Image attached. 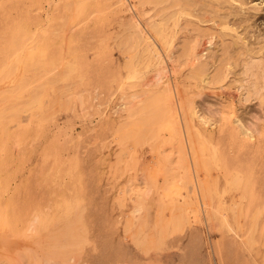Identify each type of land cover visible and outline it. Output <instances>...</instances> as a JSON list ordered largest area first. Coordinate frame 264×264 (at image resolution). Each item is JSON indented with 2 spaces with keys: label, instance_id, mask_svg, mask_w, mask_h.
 Instances as JSON below:
<instances>
[{
  "label": "rangeland",
  "instance_id": "374dc122",
  "mask_svg": "<svg viewBox=\"0 0 264 264\" xmlns=\"http://www.w3.org/2000/svg\"><path fill=\"white\" fill-rule=\"evenodd\" d=\"M40 1H42V2H40ZM59 1L60 0H55V1H51V3H47V1H45V0H39V1L38 0H0V14H1L0 15V20H1V22H0V38H3V39H0V63H1V61H4V62H2L3 65H2V63L0 64V68H1L0 74H3L2 72L4 71V69H6V67H9L6 65H10L12 63L11 61H13V64L15 65L14 68L12 69V72L8 73L7 75H5V74H3V76L0 75L1 76L0 77V96L3 95L0 98V106L2 105V107H4L5 109L8 108V109H6L7 113L5 112L6 113L5 117H6V119H7V117L9 118L6 121H4V123L0 126V142L2 141L1 145H0V148L2 147L0 149V165L2 166V168L0 166V207L2 206L0 208V210L2 213L0 214V216L2 219H3V217H4V219L5 218L7 219V225H6V219H5V223H4V221L0 218L1 219L0 224H3V227H2V225H0V228H3L4 230L9 229L8 230L9 232L7 230L4 231L3 229H0L1 230L0 231V261H1L0 264H14V263L18 264L19 262L21 264H24V262H26L27 264H29V263L30 264H34V263L39 264L40 261H42L40 264H42V263L45 264L44 261L47 257L45 255L50 254V256L53 257L54 255L52 254V252L54 254H57L54 256L56 258L55 259L53 258L54 261L57 260V261H55L56 264L59 262H62V261L65 264H122V263L123 264H235L236 262L238 264H242V263L243 264H263L264 263V216L259 215V213L261 214V212H262V214L264 215V210L261 211L262 210L261 207L264 209V204H263L264 193H263V197H262V193H259V192L260 191L264 192L263 191L264 189L261 188L262 187V185H261V187H259L261 189L260 190L258 188V186H260L258 183L263 181L261 183L264 185V177L257 179L254 177V175H252L249 182H248V185L246 187V190H245L246 192L244 194L245 196L243 195V197H241V196L237 195L234 197V199H232L231 198L232 197L231 192L233 189L230 188L231 186H229L230 180L232 179L231 177H233V179H236L234 177H236L237 174H239L238 176H240V173H241L240 177H242V174L244 173L242 166H244L245 164H244V161L242 163H239L242 166L235 164L236 165L235 168H237V169H235V168L233 169V166H235L234 165L235 162L232 163L231 159H229V158L227 159L225 157V156H227V154H228L227 157H229V153H228L229 150L231 151V152L229 151L230 152V158L232 156V150H231L230 146L225 145L223 142L227 138H224L223 141H221L222 139L220 140L218 138L219 136H217V134H214L212 136V140L214 141L217 137V140L221 141L220 144L216 140H215V144H214V142L211 140L212 144H213L212 145L211 143L206 141L207 137H205V139L203 138L204 140L203 139L202 140L206 141V142H202V141H200L201 139H197L198 140L197 141L198 147L196 148L197 151H199L203 145H205V146H203V149H204V147L206 148V151H205V149L203 150V152H205L204 154H201L200 151H199V154H200V156L203 155L202 156L203 158L200 159L201 161L203 160L202 165H204V169L202 170V172L204 171L203 172L204 174H206L208 172L207 170H209V172H211L209 177H208L209 173L206 174L207 175L206 179L209 183L208 185H209V188L211 190L210 191L211 192L210 197L212 196L211 197L212 203H214L213 204L214 208L210 209L207 212L208 214H210V218L213 215L211 220H210V218L208 219L209 215L207 213H204L200 209H199L200 211L196 210L195 209L196 207L193 205L194 203L192 201L191 202L193 204L189 203L190 200H192V199H189V198L187 199V197H178L177 195H173V196H171L172 199L173 198L176 199V196H177V199H176V201L174 199V202H173L174 204H173V203H171L172 199L169 197L166 199L163 197H157L155 195V194H157V190L155 191V189H154L155 187H157V185L155 184V186H153V182H151L152 185L150 184L149 185L150 188H149V186H147V185L150 182H147V185L144 184V182L142 181V179L144 178L143 175L146 174L147 170H150V169H147V167L151 165L150 163L152 162V159H155L154 156L157 154L159 155L160 152H161V154L159 156H165V154L168 157L171 156L172 164L174 163V160H176V158L179 155V151L176 148L177 144H179V142L177 143L179 138L176 136V134L174 136V133L170 134L169 132H167L168 130L167 131L162 130V132L165 135V137L166 136L169 137V136L173 135L174 136V138H172L173 142H172V140H170L171 137L167 138V141H165L166 138L164 139V137H163L164 140H162L161 137L159 138L160 132L157 131V127H156L157 125H156V123H154V122H156L154 119H156L157 116L155 118H153V116H149V114L152 112V110H150V108H146L147 110L144 109L148 113L147 112L145 113L146 117L142 118V120L138 117L139 121L137 119V116L132 115V116H129L130 117L129 118L126 116V113H124V111H122L123 107H121V106L124 103L126 105H128L127 103L131 102V100H132L129 97L130 92H132V93L136 92L137 93V92H141L140 90L146 88L145 86L144 87L141 86L140 85L141 83L136 82L139 79V77L140 78L142 77V80L144 78H145L144 80H146L148 78L150 80V79H152V75L154 74V72L156 70L154 65H150L151 68H148V66H146V64H144L146 62V59H144L145 54H144V52L141 51V49L143 47V43L138 42L139 39H136L139 36L138 32H136V35L138 34L137 37H134L135 34H132V33H134V26H133L134 21L131 19V17L133 16L134 18H136V16H134V14H132V16H131V13H129V11L126 12L125 10H122L123 12L122 11L120 12V10H118L117 14L112 13V11L109 9L110 7L107 6L108 0H106V1L98 0V3L100 2L99 3V9H100L99 12L101 14L99 12H97L99 15V18H98V15L96 12L95 13L97 16L95 15V13H91V14L96 16V18L99 20H96L97 22H95V24H93L92 22L88 23V21H86L87 23L85 24V22H82L84 20L80 21V24H82V25L85 24L84 27H82V30L86 27L87 24H89V25H87V30H86L87 32H85V29L83 30V32H81L82 31L81 30L82 25L79 24L80 26H78V22H76V19H73L76 16L75 15L72 16V14H74V8L75 7H74L73 2L75 0H66V1L61 0V2H59ZM89 2H92L93 6H94L96 0H92ZM42 3H43V5H42ZM104 3H105V5H104ZM247 3L248 4L243 6L244 10H242L241 12L245 15H248V14L253 15L252 20L256 23V25L259 24L257 29L254 26V28H252V29L250 27H247L244 30V34L247 36V38H249L250 41H253L254 35L258 33V30L264 29V0H254L252 2H250V0H247ZM46 4L48 5V7ZM58 4H61V5H58ZM127 4H129L128 5L129 7L132 5H136L137 0H127ZM234 4H236V3H234ZM93 6H92V8H93ZM254 6L258 9L253 10ZM56 7L59 8L58 13H57L58 10H56L57 9ZM247 7H248V9H247ZM86 9H87V7L85 8V11H86ZM108 10H110V11H108ZM107 11L111 12V13H108ZM106 13H108V15ZM91 14L89 15V18L93 19V17H90V16H93ZM122 14H124L125 16H123ZM148 14L149 13L144 15V17H145L144 21H147L146 19L148 18ZM6 15L8 17V20H7ZM65 15L66 16L71 15L68 17H70V18L73 17L71 20H74V21H72V23H71L70 19L66 20L67 17ZM104 15H105V17H104ZM37 18H39V19H37ZM22 19H23V22H22ZM61 19H62V22H61ZM129 19H131V20H130V22L127 23V20L129 21ZM50 20H53V21H50ZM98 21H99V24H98ZM124 21H126V23L128 25ZM132 21H133V24L131 25ZM104 22H105V24H104ZM45 23L47 25H45ZM49 23H51V25ZM54 23H56V24H54ZM60 23H61V25H59ZM23 24H24V26H23ZM63 24H64V26H63ZM91 24L94 26L97 25V27L96 26L95 27H96V29L97 28L98 29L95 30L94 26L89 27ZM103 24L105 26H103ZM44 25L46 28H44ZM48 25L50 26V28L48 27ZM57 25H59L58 26L59 29L57 28ZM120 25H122V26H120ZM130 25H131V27H130ZM3 26H5V27L3 28ZM60 26H61V30H60ZM188 26H186V34H188L190 31H191V33H189V34H194L195 31L192 30V28H194L193 25H188ZM71 27H74V28H71ZM75 27H77V28L80 27V30L79 29L78 30L83 34L80 33V35H79V31H78V33L76 32L75 34H72L77 30V28L75 29ZM88 27L90 28L91 31H88V29H89ZM55 28L57 31H55ZM106 28H107V30H106ZM123 28L128 29V30L123 31ZM47 29L49 32H53V34L48 32L51 37L49 35H46V34H48L46 32ZM72 29H74L75 31ZM99 29H101V30H99ZM129 29H131V30H129ZM240 29H241V27H240ZM253 29L254 30L256 29V30L254 31ZM44 30L46 33V34L44 33L45 35L43 33H41V31L44 32ZM69 30H71V32H70L71 34L69 33ZM54 31H55V33H54ZM65 31H66V33H65ZM130 31H132V33ZM187 31H189V32H187ZM18 32H21L22 34L20 33L18 35L17 34ZM128 32H130V34ZM241 32H243L242 29H241ZM40 33L45 37L47 36L48 37V38L46 37L47 40L45 38L43 40V36H40L41 35ZM123 33H125V34L127 33V34L125 35ZM21 35L26 36L27 40L25 41V39H26L25 38L24 39L25 42L22 40ZM29 35H30V37H29ZM54 35H55V37L53 38L52 36H54ZM74 35H75V37H74V41H73V38L71 39V37H73ZM124 35H125V37H127V35L129 37L125 38V37H123ZM132 35H134V36H132ZM185 35L182 36V34L180 33L179 35L176 36L177 40L175 39L174 45L177 42L176 45L177 46L179 45V46L177 49H175L177 47L175 45L176 47H174V53H173V54H175V56L172 54L173 58L177 57L180 59V57L176 54H178V52L181 51V47L183 45V42L187 41V40H185V38H188V37H185ZM12 36L13 37L15 36L14 38H17L16 41L20 40V41H18L19 43H17L14 40V38H13V41H11ZM18 36H21V37H19L20 39L18 38ZM77 36L78 37L80 36V37L78 38ZM5 38H7L6 39L7 41L5 40ZM118 38H120V39L117 40ZM129 39H130V41H129ZM133 39L136 41L135 45L137 46L136 48L138 50L135 49V47L133 45L135 42V41H133ZM178 39H180V40H178ZM41 40H43V41H41ZM76 40L79 44L76 42ZM118 41H121V42H118ZM22 42L24 43V45L22 44L23 46L21 45ZM71 42H73V44ZM124 42H125V44H124ZM216 42H217L216 45H214V47L212 48V52H215L217 50L219 44L221 43V40H219V38H216ZM15 43H17V44H15ZM75 43H77V45L79 47ZM131 43H132V45H131ZM14 45H18L19 47L17 46L18 47L17 48ZM70 45L73 47L69 48ZM48 46H50L49 49H48ZM76 46L78 47V51L72 50ZM124 46L125 47L129 46V47H127L128 49H130V47L131 48L134 47L133 48L134 51L131 49L133 52L131 50H130V52L129 51L127 52L128 49H125ZM14 48H16L17 50ZM21 48H22V50L18 51ZM10 49H13V51ZM75 49H77V48H75ZM61 50H62V52H61ZM123 50L126 51L127 54L130 53L129 55H131V53H132L133 54L132 56L135 58H133L132 56H130L131 58H129V56H127L128 58L124 57V56H126V53ZM135 50L138 52L135 53ZM139 50H140V52H139ZM14 51L15 52L18 51V52L15 53ZM39 51H41V52L39 53ZM72 51L75 52L76 55H74L75 53H73ZM77 52H79V53H77ZM123 52L125 53V55H123L124 54ZM8 53H10V54L12 53V54L9 56V55H7ZM14 53H15V55H14ZM206 53H207L206 50L203 51V57L205 56ZM13 55H14V58H13ZM46 55H47V57H46ZM16 57H17V60H16ZM30 57H31V59H29ZM42 57H44V58H42ZM139 57L140 58L142 57L141 60H139V62L135 63L134 65H136L137 69H139V68L140 69L138 70L137 74L135 76H133L131 73V70L130 71L126 70L127 68L123 64L125 61L128 62L129 61L128 59L136 61V59ZM161 57L163 58L164 55H161ZM60 58H61V60H60ZM64 58L66 59V61ZM5 59L8 62V64L6 63ZM71 59L73 62L71 61ZM74 59L75 60L77 59V61L75 62ZM109 60H111V61L109 62ZM142 60H143V63H142ZM165 60H166V58H164V61ZM180 60H182V58ZM70 61L72 64L70 63ZM118 61H120L119 62L120 65H118L120 68H117V69H119L121 71L124 68V70H122L123 72L116 70V67H118V66H116L118 64ZM165 62H167V61H165ZM62 63H65V66ZM67 63L69 64L68 65L69 67L67 66ZM78 63L80 65H78ZM4 64H5V66H4ZM24 64H27V65H24ZM29 64H31V66H29ZM45 64H46V66H45ZM50 64H51V66H50ZM167 64H168V62H167ZM34 65H36L38 67V69L36 68V66L34 67ZM139 65H141L142 67ZM58 66H61L62 69L65 68L66 66H67V68L61 70V67L58 68ZM152 66L154 67V69ZM23 67H24V69H23ZM31 67H34V70L35 69L38 70L39 71V72L37 71L38 74L41 73L40 71L43 70L42 71L43 73H41V76H40V74L38 75L36 72H33L34 70ZM48 68H49V70H48ZM72 68H75V70ZM145 68L146 69L148 68L149 70L148 69L146 70ZM144 69H145V71H144ZM64 70L67 72V74H71V72L74 70L73 72L75 73V71H76V76H74L75 75L74 73H72V75L74 77L72 75H71V77H70V75L65 76L67 74ZM68 70H70V73H68ZM31 71H32V73H30ZM54 71H56V74H58L57 75L58 77H56V75H55L56 78L54 77V79H53V75H51V74H55ZM52 72H54V73H52ZM128 72H129V75H128ZM33 73H36L37 77L35 74L33 75ZM63 73H65V74H63ZM118 73H121V74L118 75ZM146 73H148V74L145 75ZM42 74H43V76H42ZM138 74H139V76H138ZM26 75L28 76V78ZM78 75H80V76H78ZM126 75H128V76L126 77ZM46 76H47L48 80L44 79V78H46ZM50 77L53 80L49 79ZM68 77L73 78L74 80L70 81V79L68 80ZM124 77H125V79H124ZM21 78H22V80H25V78H27L28 80L26 79V82L21 81ZM30 78L33 79V81H31ZM39 78H40V81H39ZM59 78H60V80H59ZM126 78H128V79L126 80ZM112 79L115 81L113 82ZM36 80H38V81H36ZM55 80H57V81L59 80V82H57ZM64 80H66V81H64ZM54 81H55V83H54ZM124 81H125V83H124ZM19 82L21 84H22V82H24L30 86H28V85L26 86V84H22V87L20 88L21 85L16 86V85L20 84ZM30 82H32L33 84H31ZM46 82H47V84H46ZM121 82L124 83L123 88L121 87L123 85V84H120ZM39 83H40V85L41 84H43V85L40 86ZM23 85H24V87H23ZM36 86L41 88L40 89L41 91ZM126 86H129V87L124 88ZM138 86H139V88H137ZM15 87L18 89V91H16L17 89H15ZM11 88L12 89L14 88V89L11 90ZM23 88H24V90H23L24 92L21 91ZM149 88H151L152 91H156L157 90L156 88H158V87L156 86V88H155V86H150ZM51 89H53V92L49 91ZM187 89L189 92L188 98L191 99L192 105L197 112V116H195V118H194L195 121L197 122L198 119L201 121L205 120L207 125L213 127L217 123L216 118L219 115V108L221 105L219 100L217 98L213 97L212 95L207 94L206 92L208 90L204 91L205 89L202 90L201 87L199 89L192 88V87L187 88ZM190 89L191 90L193 89V90L189 91ZM36 90H39V91H36ZM118 90H120L121 92H119ZM197 90H199V91H197ZM6 91H7V93H6ZM13 91H15V92H13ZM30 91H32V92L30 93ZM34 91L36 92L37 95H35ZM200 91H202V92H200ZM22 92H23V94H20V95L18 94V93H22ZM193 92L196 93L195 94L196 96L194 95ZM198 92H200V93H198ZM16 93L19 95L18 97H21L20 102L18 101L19 103H21V101H22V102H24V105H26L25 102H28V105H27L28 108L26 106V109L23 108V109H25L23 111H22V109H20V112H19V110L12 109L15 106L10 107L9 102H8V101H10V103L11 102L13 103V101H14L13 105H17V104L19 105V103L15 99ZM26 93H28L30 96L28 94L26 95ZM52 93H54V94H52ZM197 93H198V95H197ZM9 94H11V95H9ZM120 94H121V96H120ZM190 94H191V96H190ZM6 95H9L8 101L5 100V99H7ZM34 95L38 96V97L35 98ZM78 95L80 96V98L78 97ZM11 96L15 97L14 98L15 100L13 99V97L11 98V100H9V97H11ZM31 96H33L32 97L33 99L31 98ZM22 97H24L25 99ZM120 97H122L123 99ZM126 97H129V99ZM192 97H194V98H192ZM30 98L33 100L34 103L38 102L37 103L38 105L37 104L35 105L32 102V100H30V101L34 105L33 104L29 105V103H31L28 101ZM34 98L35 99L38 98L39 100H35ZM77 98H79L80 102H78ZM109 98H110V100H109ZM1 99L2 100L4 99L5 101L4 100L2 101ZM19 99L20 98H18V100ZM60 99H61V101H60ZM121 100L123 102L124 101L125 102L123 103ZM136 100H137V103H135L136 104L135 107L138 106L137 104H139V102L141 104V101H138V99H136ZM119 101L121 103H119ZM3 102H5V103L3 104ZM134 102H136V101L133 100V102H132L133 106L135 105ZM236 105H237V107L235 106L236 113H237V116L239 119L237 121V123H241L242 126H244L248 131H251L252 129L254 131L255 127L261 125L264 118H262L260 116V109L256 103L253 105L252 104L244 105L245 107H243L241 105L239 106V104H236ZM36 106H38V107L36 108ZM118 106H120V107H118ZM2 107H0V108L2 109ZM113 108H115L116 110ZM117 109H119L121 112L118 111ZM9 113L14 116L13 117L14 119L12 118V116L10 118ZM121 113H123V114H121ZM7 114H9V115L7 116ZM124 114H125V118L122 117V116H124ZM155 115L159 116V113H157V109H156ZM131 117L132 118L134 117L133 121H132ZM260 117L262 118V120ZM148 118H150V119H148ZM144 119H147V121ZM159 119H161V118L159 117L157 120H159ZM122 120H123V122H122ZM124 120H126V121L124 122ZM134 121L137 123L134 124ZM142 121H143V123H144V121L147 122V123L145 122L146 124H143V126H145V127H141L142 124L138 125L139 122L141 123ZM161 121H162V119H161ZM161 121H157V122L160 123V125H162L163 123H165L166 120L163 123H161ZM89 122H90V124H89ZM5 124H7V125H5ZM132 124H134L133 128L130 127V125L132 126ZM136 124L138 126H136ZM139 126L142 128V130H140ZM135 127H137V128H135ZM150 127L151 128L153 127V129L149 130V129H151ZM4 128H5V132L7 134L3 131ZM23 128H24V130H23L24 132H22V130H21ZM130 128H131V130H129ZM122 129L123 130L126 129V130L123 132ZM154 129H155V131H154ZM139 130H140L141 134H140ZM148 131H149V133H148ZM18 132H20L22 135ZM150 132L152 134H150ZM129 133H131V134H129ZM156 134L158 135V137L156 136ZM19 135L21 137H19ZM133 136H134V138H133ZM150 136L151 137L153 136V137L151 138ZM5 138H6V140H5ZM137 138H138V140H136ZM3 140H5L6 142H3ZM158 140H160V141H158ZM163 141H165V143H166V144L164 143L165 145L163 144ZM153 142H154V144H153ZM222 143L224 144V147H223ZM173 145H174V147H173ZM213 146H215V148ZM151 147H153V148H151ZM216 147H218L217 148L218 150H221V149L222 150L216 151L217 150ZM157 149L159 152L156 154ZM212 149L214 150V152ZM118 150L120 151V153H118L119 152ZM222 151L223 152L227 151L225 153L226 155L224 154L225 156L223 154L219 153ZM151 152H152V154H151ZM175 153L177 154V156ZM209 153H213V154L209 155ZM10 154H11V156H10ZM120 154H121V158H120ZM215 154H216V156H215ZM217 155H218V157H217ZM221 155H223V157ZM116 156H118V159L120 158L119 161L117 158H115ZM122 156H123V158H122ZM212 156L214 158H212ZM129 157H130V159H128ZM220 157H222V159L224 160V163H227V165L224 166V169H223V167H221L224 165V163H221L222 160L220 159V161L218 162ZM10 158H13V160ZM136 158H138V159H136ZM224 158L226 160H230V161L225 162ZM112 160H113V162H112ZM208 160L210 161V163L208 162ZM6 161H7V163H5ZM109 161H110V164H109ZM228 162H229V164H228ZM8 163H9V165H8ZM146 163L148 165H146ZM254 163H255V161H253V164ZM262 163L264 164V162H262ZM5 164L7 166H5ZM175 164H176V161H175ZM214 164L217 167L220 165L219 166V167H221L220 170H218L219 168L217 169L216 166L213 167L212 165H214ZM263 164H261V167L262 166L263 167L262 168L260 167V168H261V171L264 173V165ZM108 165H110L111 168H109L110 166H108ZM145 165H146V167H145ZM230 166H232V167H230ZM154 167L155 166H153L151 168L156 169ZM238 167H239V169H238ZM227 169H230V170L227 171ZM222 170H225V174H224L225 176L222 174V172H223ZM238 170H239V172H238ZM254 170H256V169H254ZM227 172H229V173L231 172V174L227 175L226 174ZM236 172H238V173L236 174ZM120 173H121V175H120ZM234 173L236 174V176L234 175ZM221 174L225 177L227 182L225 181V179L223 178V176ZM214 176H216V177H214ZM213 177H214V180H213ZM134 178H136V179H134ZM221 178H223V179H221ZM254 178H255V180H254ZM135 180H136V182H135ZM257 180L258 181L260 180V181L258 182ZM214 181H217V182H215L216 184L214 183ZM228 181H229V183H228ZM225 183H227V184H225ZM256 184H258V185H256ZM254 185H256V186H254ZM122 186H123V188H122ZM222 186L224 188L225 187H227V188H225V190H223L224 188ZM217 187H218V189H217ZM252 187H253V189H252ZM215 188H216V190H215ZM257 188L259 189L258 191H257ZM123 189H125V191L128 194ZM129 189L132 190L133 193L131 191L128 192ZM147 189H149L148 193L146 192ZM156 189H158V187ZM119 190H121V191H119ZM218 190H219V192H218ZM134 191H136V192L138 191L139 193L135 192L136 193L135 194ZM224 192H227V193L223 194ZM212 193L213 194L216 193L214 195L215 198L212 195ZM252 193L257 194L256 195L257 198L262 197L263 199L262 198L260 200L257 199L256 197L251 195ZM120 194L124 198L122 196H120ZM145 194H147V195H145ZM129 195H130V199H129ZM248 196H249V198H248ZM252 196H253V198L251 200ZM216 197L218 199H216ZM182 198H185V201L182 200ZM242 198H243V201L241 200ZM122 200H123V202H122ZM168 200H170V201H168ZM217 200L218 201L220 200V202L218 203ZM253 200H255L257 202L259 200V202H260V203L258 202L260 204V205L258 204L259 207L257 205V202L255 203V201H253ZM133 201H136V202H133ZM230 201H231V203H230ZM121 202H122L123 206L121 205ZM159 202H161L162 204ZM185 202H186V204L189 203V204H192L193 206L192 205L188 206V204L185 206ZM135 203H137V206ZM221 203L224 204L223 206L225 208L224 207L220 208V206L222 207V205H220ZM239 203H240V205H239ZM248 203L253 205V207L250 206ZM183 204H184V206H182ZM229 204L231 206L233 204L234 207L233 206L231 207ZM244 204H245V206H244ZM254 204H256V205H254ZM262 204H263V206H262ZM167 205H169L170 207H168ZM162 206L163 207L167 206L169 208V210H171V211L169 212L167 207H166L167 208L166 209V208H163ZM187 206L190 208H188ZM248 206H250L249 208H251V211L247 209ZM132 207L134 209H136L135 207H138V209H136L135 211H132V210H130V209H133ZM139 207H141L140 210H139ZM217 207H219V208L216 209ZM235 207H237L238 210L241 209L240 210L241 212L238 213L237 215H235V214H236V212H239V211ZM256 207H257V209H256ZM191 208H192L193 212H192V210H190ZM164 209H166V210H164ZM194 209H195V211H194ZM219 209L221 210L220 212H219ZM223 209H225V210H223ZM229 210H231L230 211L231 213L228 214ZM253 210L254 211L256 210L255 211L256 213H258L257 211H259V213H258L259 216L255 214L256 217L258 216L257 217L258 219L256 217H255L256 219L254 218L257 222L251 220L252 217L248 218L249 216H252L251 214L253 213ZM3 211H4V214H3ZM5 211H7L6 214H5ZM127 211L129 214L128 216H127ZM130 211H131V213H130ZM190 211H191V215L188 214V213H190ZM216 211L219 213L217 214ZM248 211H249V214L247 213ZM52 212H53V214L55 213L53 216H51ZM194 212H195V214L192 215V213H194ZM212 212L214 214H212ZM63 213H65V215ZM215 213L218 216H216ZM223 213H225V214H223ZM34 214L39 216V223L37 222L38 224L37 223L35 224V228H37V227L38 228L36 229V231L34 228H33L34 230L32 229V231L31 230L29 231V229L27 230L26 227L28 225L29 220L31 219V217H33ZM47 214H48V216H47ZM160 214H161V216H158ZM172 214H173V216L171 218ZM185 214H186V216H185ZM2 215H4V216H2ZM5 215H6V217H5ZM137 215H138V217L136 218ZM196 215H198V220H197ZM224 215H226V216H224ZM241 215L243 216V220H242ZM56 216H58V217H56ZM124 216H127V217L131 216V218L133 216V218L134 217L135 218L134 219L132 218L133 219L132 220L129 217L130 220H132V223L128 224L129 220L127 221V219H126L127 217H124ZM142 216H144V217H142ZM202 216L204 217L203 219L201 218ZM253 216H254V214H253ZM14 217H16V219ZM50 217H52V218H50ZM140 217H142V219H140ZM156 217H158V218L156 219ZM168 217H169V219H168ZM230 217H231V219H230ZM245 217L248 220H246ZM259 217H261L262 219ZM42 218L44 219L43 221H42ZM219 218L222 222L218 221ZM232 218H233V220H232ZM239 218H241V219H239ZM161 219L163 221L164 220L165 221L159 222V221H161ZM212 219H214V220L212 221ZM229 219L231 220L230 221L231 223L229 222ZM124 220H126L127 222ZM202 220H205V224L202 223ZM206 220H208L209 222L207 223ZM216 220L218 223L216 222ZM223 220L226 223H223L224 222ZM227 220H228V223H227ZM235 220H237L238 222H236ZM258 220L261 221V222L259 221L261 224L258 222ZM51 221H53V222H51ZM210 221H212V222H210ZM249 221H250V223H249ZM158 223H161V224L158 225ZM236 223H238L237 224L238 226H236ZM251 223H254V225L256 223V225H255L256 228H255V226L252 227L253 224H251ZM257 223H258V227H257ZM8 224H10V226ZM46 224L48 226H46ZM70 224L71 225L73 224V226L70 227ZM233 224H234V226H233ZM5 225L7 227H4ZM154 225H155V227H154ZM215 225H216V228L214 227ZM239 225H241V227ZM261 225H262V227H261ZM44 226L46 228H44ZM157 226H159V229L157 228ZM206 226H208V227H206ZM248 226H249V228H248ZM218 227H220V228H218ZM229 227H232V228L230 229ZM213 228H215V229H213ZM236 228H237V230H235ZM10 229H11V231H10ZM42 229H44V231ZM163 229H165V231ZM228 229H230L231 231H229ZM232 229H234V230L232 231ZM241 229H242V231H240ZM249 229L250 230L256 229V230H253L252 234H251L250 231H247ZM22 230H23L24 234L21 235ZM157 230H158V232H157ZM243 230H244V232H243ZM15 231H17V233ZM222 231H228V232H222ZM254 231L255 232L257 231L258 234H256V233L254 234ZM124 232H126V233H124ZM132 232H134L133 235H131ZM248 232H249V234L247 235ZM1 233H3V234H1ZM15 233L18 236L17 235L14 236L13 234H15ZM33 233L35 235H33ZM127 233H128V236H127ZM232 233H234V234L232 235ZM31 234L33 236H31ZM221 234H223V235H221ZM236 234H237L238 238L240 237L239 239L235 236ZM12 235H13V238H12ZM51 235H52V237H51ZM224 235H226V236H224ZM229 235L231 237H229ZM253 235H257V236H255V238L259 242L258 241L255 242ZM1 236H3V237L1 238ZM242 236L243 237L245 236V238H248V239H245V238L242 239L243 238ZM250 236H251V243L254 242L255 243L254 245H253V243L252 244L249 243L250 242V238H249ZM38 237H40V238H38ZM51 238L53 240H51ZM54 238H55V241H54ZM129 238L130 239L132 238V239L129 240ZM72 239H73V241H72ZM236 239H238V240H236ZM253 239H254V241H252ZM69 240H70V242H69ZM82 240H84V242H81ZM148 240H150V241H148ZM242 240H243V242H242ZM245 240H246V242H245ZM34 241H36V243ZM78 241H80V242L78 243ZM233 241H234V243H232ZM4 243H5V246H4ZM8 244H9V246H8ZM66 244H68L66 246L67 249L64 248L65 247L64 245H66ZM23 245L26 247L23 248L24 247ZM72 245H73V247H71ZM255 245H256V248H255ZM68 246H70V247H68ZM246 246H247L248 250L246 249ZM249 246H251L252 249L254 247L255 248L254 251H252ZM53 247H55V248H53ZM76 247H78V248L76 249ZM32 248H33V250H32ZM243 248H245V249H243ZM2 249H3V251H2ZM13 249H15V250H13ZM4 250L6 252H4ZM18 251H19V254H16V252H18ZM21 251H22L21 254H23L24 258L19 257ZM8 252H10V253H8ZM256 252H257V254H256ZM67 253L71 254V255H68ZM254 253H255V255H254ZM66 254H67V257L69 256L68 258L66 257ZM220 254H222V255H220ZM39 256L41 257L40 259H39ZM58 256H59L61 261L59 260ZM241 256L243 259L241 258ZM14 258H16V260L19 262H17V263L13 262L12 260H15ZM42 258H43V260H42ZM215 259H216V261H215ZM257 259L259 261H257ZM53 260L51 259L50 261H53ZM243 260L245 261V263ZM126 261H128L129 263H127ZM9 262H11V263H9ZM218 262H220V263H218Z\"/></svg>",
  "mask_w": 264,
  "mask_h": 264
},
{
  "label": "bare ground",
  "instance_id": "6f19581e",
  "mask_svg": "<svg viewBox=\"0 0 264 264\" xmlns=\"http://www.w3.org/2000/svg\"><path fill=\"white\" fill-rule=\"evenodd\" d=\"M39 1V0H38ZM45 1H47V3H51V1H55V0H45ZM66 1V0H65ZM89 1H92V0H75L74 2H73V4H74V14H72V16L73 15H75L74 17L75 18H73V19H76V22H78V26H80V25H82V24H80V21H82V20H84V21H82V22H85V24L87 23L86 21H88V23L89 22H92L93 24H95V22H97L96 20H99V19H97L96 18V16L98 15V13L97 12H99L100 11V9H99V3H98V0H96V2H95V5L93 6V3L92 2H89ZM104 1H106V0H104ZM252 1H254V0H250V2H252ZM40 2H42V1H40ZM57 2V1H56ZM59 2H61V0L59 1ZM108 2V4H107V6L108 7H110L109 9L112 11V13H116L117 14V11L118 10H120V12L122 11V10H125L126 12H128L129 11V13H131V16H132V14H134V16H136V18H134L133 16L131 17V19L134 21V33H132V31H130L132 34H135V36L134 35H132V36H134V37H137V35L139 34V36H138V38H136V39H139L138 40V42H142L143 43V47H142V49H141V51L142 52H144V59H146V62L144 63V64H146V66H148V68H151V66L150 65H154L155 66V72H154V74L152 75V79H150L149 80V78L148 79H146V80H142V77L140 78L139 77V79L136 81V82H139V83H141L140 85L141 86H145L146 88L145 89H142V90H140L141 92H130L129 94V97L132 99H130L131 100V102H129V103H127L128 105H126L122 100V102L124 103L121 107H123L122 108V111H124V113H126V116L127 117H129V116H132V115H135V116H137V119H138V117L142 120V118H145L146 117V115H145V113L147 112V111H145V110H147L146 108H150V110H152V112L149 114V116H153V118H155L156 116H157V118L156 119H154L156 122H154V123H156V127H157V131H159L160 133H159V138L161 137L162 138V140H164L165 138H166V140L165 141H167V138H169V137H171L170 138V140H172V138H174V136H175V134H176V136L179 138V140L177 141V143L179 142V144H177V149H178V151H179V155H178V157L176 158V160H174V163L172 164V158H171V156H166V154H165V156H159L160 154H161V152L159 153V155L157 154L159 151H158V149H157V152H156V154L157 155H155L154 157H155V159H152V162L150 163L151 165L150 166H148L147 167V169H150V170H147V172H146V174L145 175H143L144 176V178L142 179V181L144 182V184H146L147 185V182H150V183H148V185L147 186H149L150 184H151V182H153V186H155V184L157 185V187H158V189H156L157 187H155L154 189H155V191L157 190V194H155L157 197H163V198H171V196H173V195H177L178 197H187V199L189 198V199H192V200H190V202L189 203H192L196 208V210H198V211H200V210H202L204 213H207L210 209H213L214 207H213V204L214 203H212V196L210 197V195H211V190H210V188H209V183H208V181H207V173H209L208 174V177H209V175L211 174V172H209V170H207L208 172L206 173V174H204L203 172H202V170L204 169V165H202L203 163H202V161L200 160V159H202L203 157V155L202 156H200V154H199V151L201 152V154H204L205 152H203V150L205 149V151H206V148L204 147V149H203V146H205V145H203L202 147H201V149L199 150V151H197V139H201L200 141H202V142H209V143H211L212 144V136L214 135V134H217V136H219L218 138L221 140V141H223V139L224 138H227V139H225V141H223L224 142V144L225 145H229L230 146V148H231V150H232V156H231V158H230V152L228 151V153H229V157H227L228 156V154H227V156H225L226 154V152L227 151H225V152H219V153H221V154H225L224 156L228 159H231L232 160V163L233 162H235L234 163V165L235 164H238V165H240L239 163H242L243 161H244V166H242V165H240V166H242V169H243V171H244V173L242 174V177H240L241 176V173H240V176H238L239 174H237L238 172H239V170H238V172H236V174H237V176H236V174L234 173V175L236 176V177H234V178H236V179H233V177H231L232 179L230 180V183H229V181H228V183H229V186H231L230 188H232L233 190H232V199H234V197L235 196H241V197H243V195L245 194V190H246V187H247V185H248V182H249V180H250V178H251V176L252 175H254V177L255 178H257V179H259V178H262V177H264V173L261 171V168L263 167H261V164H263L262 162H264V120L262 121V123H261V125L260 126H257V127H255L254 128V131H253V129L251 130V131H248L244 126H242V124L241 123H237V121L239 120L238 119V116H237V113H236V108H235V106L237 107V105L236 104H239V106L241 105V106H243V107H245L244 105H248V104H257L258 105V107H259V109H260V116L262 117V118H264V29H259L258 30V33L257 34H255L254 35V39H253V41H250V39L249 38H247V36L244 34V30L247 28V27H250L251 29L252 28H254V26H255V28L257 29V27H258V25H256V23L252 20V18H253V15H250V14H248V15H245V14H243L241 11L242 10H244V8H243V6H245L246 4H248L247 3V0H137V4L136 5H132V6H128L129 4H127V0H108L107 1ZM103 3V2H102ZM106 3V2H105ZM105 3H104V5H105ZM131 3V2H130ZM234 3H236V4H234ZM38 4V3H37ZM71 4V3H70ZM92 4V5H91ZM41 5V4H40ZM42 5H43V3H42ZM47 5V4H46ZM58 5H61V4H58ZM57 5V6H58ZM90 5V6H89ZM89 6V7H88ZM92 6H93V8H92ZM39 7V6H38ZM46 7V6H45ZM47 7H48V5H47ZM54 7V6H53ZM59 7V6H58ZM87 7V9H86V11H85V8ZM105 7V6H104ZM44 8V7H43ZM57 8V7H56ZM60 8V7H59ZM59 8H57L56 10H58ZM91 8V9H90ZM252 8V7H251ZM61 9V8H60ZM94 9V10H93ZM247 9H248V7H247ZM256 9H258V8H256L255 6L253 7V10H256ZM41 10V9H40ZM55 10V9H54ZM63 10V9H62ZM66 10V9H65ZM110 10H108V11H110ZM105 11V10H104ZM107 11V12H108ZM124 11V12H125ZM246 11V10H245ZM46 12V11H45ZM55 12V11H54ZM59 12V10L57 11V13ZM62 12V11H61ZM60 12V13H61ZM97 13V15H96V13ZM119 12V13H120ZM123 12V11H122ZM48 13V12H47ZM91 13H95V15L96 16H94L93 14H91ZM100 13V12H99ZM104 13V12H103ZM102 13V14H103ZM108 13H111V12H108ZM108 13H106L107 15H108ZM147 13H149L148 14V18L146 19L147 21H144V15H146ZM151 13V14H150ZM245 13V12H244ZM45 14V13H44ZM93 15V16H90V17H93V19H91V18H89V15ZM101 14V13H100ZM105 14V15H106ZM1 15V14H0ZM50 15V14H49ZM105 15H104V17H105ZM121 15V14H120ZM123 16H125L124 14H122ZM31 16V15H30ZM66 16V15H65ZM68 16H71V15H68ZM68 16H66L65 18H66V20L68 19H72V18H70V17H68ZM6 17H7V15H6ZM48 17V16H47ZM3 18V17H2ZM82 18V19H81ZM98 18H99V15H98ZM130 18V17H129ZM37 19H39V18H37ZM63 19V18H62ZM62 19H61V22H62ZM104 19V18H103ZM131 19H129V21L127 20V23L128 22H130V20ZM152 19V20H151ZM7 20H8V17H7ZM31 20V19H30ZM33 21V20H32ZM50 21H53V20H50ZM72 21H74V20H71V23H72ZM101 21V20H100ZM133 21H132V23H131V25L133 24ZM0 22H1V20H0ZM5 22V21H4ZM10 22V21H9ZM22 22H23V19H22ZM60 22V21H59ZM75 22V23H76ZM125 23H126V21H124ZM28 23V22H27ZM64 23V22H63ZM107 23V22H106ZM126 23V24H127ZM21 24V23H20ZM43 24V23H42ZM50 25H51V23H49ZM54 24H56V23H54ZM53 24V25H54ZM80 24V25H79ZM84 24V25H85ZM97 24V23H96ZM98 24H99V21H98ZM104 24H105V22H104ZM103 24V26H105ZM119 24V23H118ZM7 25V24H6ZM45 25H47L46 23H45ZM45 25H44V28H46L45 27ZM59 25H61V23L59 24ZM59 25H57V28L59 29ZM84 25H82L81 26V30H82V27H84ZM87 25H89V24H87ZM87 25H86V27L84 28L85 29V32H87L86 30H87ZM92 25V24H91ZM89 26V27H93L94 25H92V26ZM107 25V24H106ZM128 25V24H127ZM131 25H130V27H131ZM188 25H193V27L194 28H192V30H194L195 31V33L194 34H189V33H191V31L189 32V31H187V32H189L188 34H186V26H188ZM23 26H24V24H23ZM63 26H64V24H63ZM76 26V25H75ZM77 26V27H78ZM96 27H97V25H95ZM94 26V27H95ZM120 26H122V25H120ZM5 26H3V28H4ZM7 27V26H6ZM48 27L50 28V26L48 25ZM47 27V28H48ZM77 27H75V29L77 28ZM88 27V28H89ZM96 27H95V30H97L96 29ZM189 27V26H188ZM240 27H241V29H242V31L243 32H241V29H240ZM260 27V26H259ZM26 28V27H25ZM69 28V27H68ZM71 28H74V27H71ZM70 28V29H71ZM100 28V27H99ZM117 28V27H116ZM129 28V27H128ZM80 30V27L79 28H77V30L75 31L74 29H72V30H74L75 32L74 33H72V34H75L76 32L78 33V31ZM83 29V30H84ZM102 29V28H101ZM101 29H99V30H101ZM132 29V28H131ZM131 29H129V30H131ZM191 29V28H190ZM255 29V30H256ZM60 30H61V26H60ZM83 30L81 31V32H83ZM94 30V29H93ZM106 30H107V28H106ZM105 30V31H106ZM126 31V30H128V29H124L123 28V31ZM254 30V29H253ZM254 30V31H255ZM18 31V30H17ZM43 31V30H42ZM41 31V33H45V30H44V32H42ZM55 31H57L56 30V28H55ZM55 31H54V33H55ZM59 31V30H58ZM88 31H91L90 30V28L88 29ZM122 31V32H123ZM253 31V32H254ZM47 33L49 32L48 31V29H47V31H46ZM71 32V30H69V33ZM73 32V31H72ZM80 31H79V35H80V33H81ZM121 32V33H122ZM130 32H128L129 34H130ZM136 32H138V34L136 35ZM257 32V31H256ZM255 32V33H256ZM21 32H18L17 34L19 35ZM40 33V34H41ZM49 33H52L53 34V32H49ZM49 33L48 34H46V35H49ZM65 33H66V31H65ZM182 34V36H184L185 34V37H188V38H185V40H187V41H184L183 42V45H182V47H181V51L180 52H178V54H176V55H178L179 57H180V59L182 58V60H180L179 58H173V56H172V54L174 53V47H176L177 45V42H176V46L174 45V42H175V39H176V36L177 35H179V34ZM247 33V32H246ZM4 34V33H3ZM22 34V33H21ZM44 34V35H45ZM71 34V33H70ZM81 34H83V33H81ZM123 34H125V33H123ZM127 34V33H126ZM125 34V35H126ZM254 34V33H253ZM16 35V34H15ZM65 35V34H64ZM77 35V34H76ZM125 35L123 36V37H125ZM22 36V37H21ZM21 36H18V38L19 37H21L22 38V40L24 41V39L26 38V36H23V35H21ZM40 36H43L42 34L40 35ZM50 36V35H49ZM15 37V36H14ZM13 36H12V40L11 41H13V38H14ZM17 37V36H16ZM29 37H30V35H29ZM47 37V36H46ZM45 36H43V40H44V38L47 40V38H46ZM51 37V36H50ZM53 38L55 37V35L54 36H52ZM66 37V36H65ZM74 37H75V35L73 36V37H71V39L73 38V41H74ZM78 37V36H77ZM80 37V36H79ZM78 37V38H79ZM129 36L127 35V37H125V38H128ZM8 38V37H7ZM7 38H5V40L7 39ZM11 38V37H10ZM77 38V39H78ZM132 38V37H131ZM130 38V39H131ZM181 38V37H180ZM216 38H219V40H221V43L219 44V46H218V48H217V50L215 51V52H212V48L214 47V45H216ZM0 39H3V38H0ZM16 39L17 38H14V40L16 41ZM20 39V38H19ZM29 39V38H28ZM41 39V38H40ZM120 38H118L117 40H119ZM130 39H129V41H130ZM4 40V41H5ZM27 40V38L25 39V41ZM43 40H41V41H43ZM122 40V39H121ZM177 40V39H176ZM178 40H180V39H178ZM7 41V40H6ZM14 41V42H15ZM18 41H20V40H17L16 42L17 43H19ZM24 41V42H25ZM67 41V40H66ZM72 41V40H71ZM133 41H135L134 39H133ZM30 42V41H29ZM45 42V41H44ZM76 42H77V40H76ZM118 42H121V41H118ZM123 42V41H122ZM127 42V41H126ZM137 42V43H138ZM7 43V42H6ZM13 43V42H12ZM17 43H15V44H17ZM42 43V42H41ZM49 43V42H48ZM72 44H73V42H71ZM78 43V42H77ZM77 43H75L76 45H77ZM135 43H136V41L134 42V47H135V49H137L136 47V45H135ZM181 43V42H180ZM24 45V43L22 42L21 43V45ZM44 44V43H43ZM64 44V43H63ZM79 44V43H78ZM117 44V43H116ZM124 44H125V42H124ZM128 44V43H127ZM13 45V44H12ZM19 45V44H18ZM18 45H14V46H18ZM22 45V46H23ZM122 45V44H121ZM129 45V44H128ZM131 45H132V43H131ZM21 46V47H22ZM65 46V45H64ZM78 46V45H77ZM75 47V48H77V49H75V48H73L72 50H77L78 51V47ZM179 46V45H178ZM178 46L175 48V49H177L178 48ZM19 47V46H18ZM17 47V48H18ZM49 47L50 46H48V49H49ZM71 47H73V46H71L70 45V47L69 48H71ZM125 47V46H124ZM127 47H129V46H127ZM127 47H125V49H128ZM134 47H130V49H128L127 50V52L129 51L130 52V50L132 49L133 50V48ZM141 47V46H140ZM14 49H16V48H14ZM30 49V48H29ZM46 49V48H45ZM64 49V48H63ZM124 49V50H125ZM10 50H12L13 51V49H10ZM17 50V49H16ZM20 50H22V48L21 49H19L18 51H20ZM24 50V49H23ZM32 50V49H31ZM30 50V51H31ZM40 50V49H39ZM123 50V51H124ZM131 50V51H132ZM138 50V49H137ZM206 50V54H205V56L203 57V51H205ZM18 51H16V52H18ZM38 51V50H37ZM134 51V50H133ZM132 51V52H133ZM11 52V51H10ZM15 52V51H14ZM15 52V53H16ZM22 52V51H21ZM41 51H39V53H40ZM61 52H62V50H61ZM73 52V51H72ZM125 53H126V51H124ZM123 52V53H124ZM138 51H136L135 50V53H137ZM139 52H140V50H139ZM15 53H14V55H15ZM48 53V52H47ZM46 53V54H47ZM64 53V52H63ZM70 53V52H69ZM73 53H75V52H73ZM77 53H79V52H77ZM125 53L123 54V55H125ZM12 54V53H11ZM10 53H8L7 55H11ZM21 54V53H20ZM130 54V53H129ZM129 54H127L126 53V56H124V57H126V58H128L127 56H129V58H131L130 56H132L133 54L131 53V55H129ZM143 54V53H142ZM14 55H13V58H14ZM17 55V54H16ZM48 55V54H47ZM47 55H46V57H47ZM65 55V54H64ZM74 55H76V53L74 54ZM122 55V56H123ZM161 55H164V57L162 58L161 57ZM174 56H175V54H173ZM20 56V55H19ZM50 56V55H49ZM56 56V55H55ZM66 56V55H65ZM68 56V55H67ZM121 56V55H120ZM7 57V56H6ZM53 57V56H52ZM70 57V56H69ZM73 57V56H72ZM133 57V56H132ZM42 58H44V57H42ZM125 58V59H126ZM133 58H135V57H133ZM142 58V57H141ZM141 58L139 57V58H137L136 59V61L135 60H131V59H126L128 62H124V66H126V70H131V73H132V75L133 76H135L136 74H137V72H138V70L140 69H137V67H136V65H134L135 63H137V62H139V60H141ZM164 58H166V60L165 61H167L168 62V64H167V62H165L164 61ZM7 59V58H6ZM6 59H5V61H6ZM29 59H31V57L29 58ZM37 59V58H36ZM56 59V58H55ZM65 59V58H64ZM68 59V58H67ZM121 59V58H120ZM3 60V59H2ZM16 60H17V57H16ZM38 60V59H37ZM36 60V61H37ZM60 60H61V58H60ZM75 60V59H74ZM124 60V59H123ZM15 61V60H14ZM19 61V60H18ZM31 61V60H30ZM65 61H66V59H65ZM71 61H72V59H71ZM71 61H70V63H71ZM77 61V59L75 60V62ZM79 61V60H78ZM111 60H109V62H110ZM2 62H4V61H1V63ZM12 63L10 64V65H6V66H9V67H6V69H4V71L2 72L3 74H5V75H7L8 73H10V72H12V69L14 68V64H13V61H11ZM28 62V61H27ZM59 62V61H58ZM73 62V61H72ZM119 62L120 61H118V64L116 65V66H118V65H120L119 64ZM0 63V64H1ZM6 63L8 64V62L6 61ZM142 63H143V60H142ZM13 64V65H12ZM64 66H65V63H62ZM72 64V63H71ZM76 64V63H75ZM74 64V65H75ZM2 65H3V63H2ZM1 65V66H2ZM12 65V66H11ZM23 65V64H22ZM24 65H27V64H24ZM69 64L67 63V66H68ZM78 65H80L79 63H78ZM4 66H5V64H4ZM29 66H31V64H29ZM36 65H34V67H35ZM43 66V65H42ZM45 66H46V64H45ZM50 66H51V64H50ZM62 66V65H61ZM61 66H58V68L59 67H61ZM67 66L65 67V68H67ZM139 66H141V65H139ZM144 66V65H143ZM150 66V67H149ZM34 67H31L33 70H34ZM63 67V66H62ZM62 67H61V70H63V69H65V68H63L62 69ZM69 67V66H68ZM72 67V66H71ZM77 67V66H76ZM75 67V68H76ZM142 67V66H141ZM153 67V66H152ZM5 68V67H4ZM36 68L38 69V67L36 66ZM52 68V67H51ZM75 68H72V69H74L75 70ZM117 68H120L119 66L118 67H116V70H118V71H120L119 69H117ZM147 68V69H148ZM1 69V68H0ZM23 69H24V67H23ZM26 69V68H25ZM29 69V68H28ZM57 69V68H56ZM55 69V70H56ZM77 69V68H76ZM146 69V68H145ZM145 69H144V71H145ZM146 69V70H147ZM153 69H154V67H153ZM152 69V70H153ZM31 70V69H30ZM29 70V71H30ZM48 70H49V68H48ZM73 70V71H74ZM122 70H124V68L122 69ZM120 71V72H123V71ZM149 70V69H148ZM210 70V71H209ZM2 71V70H1ZM37 71L38 70H34L33 72H36L37 73ZM43 71V70H42ZM42 71H40L41 73H43ZM46 71V70H45ZM44 71V72H45ZM65 71V70H64ZM71 72V74H67V72H66V74L67 75H65V76H68V75H70V77H71V75H72V73H74V72ZM39 72V71H38ZM55 72V74H51V75H53V79H54V77H55V75H56V77H58L57 75L58 74H56V71H54ZM54 72H52V73H54ZM58 72V71H57ZM61 72V71H60ZM143 72V71H142ZM28 73V72H27ZM30 73H32V71L30 72ZM36 73H33V75L35 74L36 75ZM41 73H39L40 74V76H41ZM59 73V72H58ZM62 73V72H61ZM68 73H70V70H68ZM149 73V72H148ZM148 73H146L145 75H147ZM3 74H0V75H2L3 76ZM38 74V73H37ZM38 74V75H39ZM63 74H65V73H63ZM75 75L74 76H76V71H75V73H74ZM119 74H121V73H118V75ZM126 74V73H125ZM141 74V73H140ZM143 74V73H142ZM4 75V76H5ZM128 75H129V72H128ZM128 75H126V77L128 76ZM184 75V76H183ZM23 76V75H22ZM21 76V77H22ZM27 76V75H26ZM25 76V77H26ZM32 76V75H31ZM42 76H43V74H42ZM73 76V75H72ZM73 76V77H74ZM78 76H80V75H78ZM122 76V75H121ZM138 76H139V74H138ZM149 76V75H148ZM1 77V76H0ZM36 77H37V75H36ZM35 77V78H36ZM55 77V78H56ZM107 77V76H106ZM23 78V77H22ZM22 78H21V81H25L26 82V79L28 78V76H27V78H25V80H22ZM134 78V77H133ZM138 78V77H137ZM147 78V77H146ZM43 79V78H42ZM44 79H47V76H46V78H44ZM43 79V80H44ZM49 79H51V80H53L51 77L49 78ZM58 79V78H57ZM70 79V81H72V80H74L73 78H69L68 77V80ZM114 79V78H113ZM112 79V80H113ZM119 79V78H118ZM124 79H125V77H124ZM123 79V80H124ZM128 78H126V80H127ZM28 80V79H27ZM30 80L31 81H33V79H31L30 78ZM29 80V81H30ZM48 80V79H47ZM59 80H60V78H59ZM59 80L57 81V80H55V81H57V82H59ZM109 80V79H108ZM111 80V81H112ZM133 80V79H132ZM20 81V82H21ZM36 81H38V80H36ZM39 81H40V78H39ZM42 81V80H41ZM55 81H54V83H55ZM64 81H66V80H64ZM76 81V80H75ZM110 81V82H111ZM115 80H113V82H114ZM129 81V80H128ZM19 82V83H20ZM52 82V81H51ZM56 82V83H57ZM107 82V81H106ZM118 82V81H117ZM116 82V83H117ZM31 84H33L32 82H30ZM49 83V82H48ZM109 83V82H108ZM115 83V84H116ZM124 83H125V81H124ZM124 83L123 82H121L120 84H123L121 87L123 88V86H124ZM182 83V84H181ZM22 84H26V83H24V82H22ZM22 84L20 83V84H18V85H16V86H19V85H21L20 86V88L22 87ZM35 84V83H34ZM38 84V83H37ZM46 84H47V82H46ZM51 84V83H50ZM107 84V83H106ZM111 84V83H110ZM130 84V83H129ZM181 84V85H180ZM28 84H26V86H27ZM39 85H40V83H39ZM43 84H41L40 86H42ZM49 85V84H48ZM128 85V84H127ZM139 85V86H140ZM15 86V85H14ZM28 86H30V85H28ZM119 86V85H118ZM135 86V85H134ZM139 86L137 87V88H139ZM150 86H155V88H156V86L158 87V88H156L157 90L156 91H152L151 90V88H149ZM12 87V86H11ZM23 87H24V85H23ZM36 87H38V86H36ZM127 87H129V86H126V87H124V88H127ZM196 88V89H199L200 87H201V89L202 90H204V91H206V90H208L206 93L207 94H209V95H212L213 97H215V98H217L218 100H219V102L221 103V105H220V108H219V115L217 116V118H216V120H217V123L212 127V126H209V125H207L206 124V121L204 120V121H201V120H199L198 119V121L196 122L195 121V116H197V112H196V110H195V108L193 107V105H192V101H191V99L190 98H188L189 97V92H188V89L187 88ZM10 88V87H9ZM19 88V87H18ZM120 88V87H119ZM131 88V87H130ZM134 88V87H133ZM154 88V87H153ZM14 89V88H13ZM12 88H11V90H13ZM15 89H17L16 87H15ZM38 89L40 90L41 88H39L38 87ZM121 89V88H120ZM9 90V89H8ZM7 90V91H8ZM24 90V88L21 90V91H23ZM39 90H36V91H39ZM60 90V89H59ZM95 90V89H94ZM124 90V89H123ZM132 90V89H131ZM193 90V89H192ZM191 89L189 90V91H192ZM7 91H6V93H7ZM16 91H18V89L16 90ZM41 91V90H40ZM49 91H51V92H53V89H51V90H49ZM61 91V90H60ZM85 91V90H84ZM119 92H121L120 90H118ZM127 91V90H126ZM197 91H199V90H197ZM13 92H15V91H13ZM12 92V93H13ZM24 92V91H23ZM23 92L22 93H18L19 95L20 94H23ZM32 91H30V93H31ZM113 92V91H112ZM200 92H202V91H200ZM200 92H198V93H200ZM10 93V92H9ZM34 93H35V95H37L36 94V92L34 91ZM79 93V92H78ZM77 93V94H78ZM194 93V92H193ZM192 93V94H193ZM198 93H197V95H198ZM17 93H16V98L15 97H13V96H11V97H9V100H11V98L13 97V99L15 98L16 100H17V102L19 101L20 102V100H21V97H18L19 95H18ZM28 93H26V95H27ZM52 94H54V93H52ZM124 94V93H123ZM196 93H194V95H195ZM9 95H11V94H9ZM9 95H6L7 96V99H5V100H7L8 101V96ZM15 95V94H14ZM29 95V94H28ZM32 95V94H31ZM34 95V97L36 98V97H38V96H35ZM56 95V94H55ZM111 95V94H110ZM193 95V96H194ZM3 96V95H2ZM2 96H0V98L2 97ZM30 96V95H29ZM120 96H121V94H120ZM125 96V95H124ZM190 96H191V94H190ZM196 96V95H195ZM33 96H31V98H32ZM78 97L80 98V96L78 95ZM110 97V96H109ZM119 97V96H118ZM129 97H126V98H128L129 99ZM18 98H20L19 100H18ZM22 98H24V97H22ZM28 98V97H27ZM29 99L28 101L29 102H31L30 100H32V99ZM34 98V99H35ZM79 98H77L78 99V102H80V100H79ZM108 98V97H107ZM120 98H122V97H120ZM144 98V99H143ZM192 98H194V97H192ZM14 99V100H15ZM25 99V98H24ZM123 99V98H122ZM127 99V100H128ZM136 99H138V101H141V104H140V102H139V104H137L138 106L137 107H135L136 106V104L135 103H137V100ZM2 100V99H1ZM4 100V99H3ZM2 100V101H3ZM4 100V101H5ZM27 100V99H26ZM25 100V101H26ZM35 100H39L38 98L37 99H35ZM34 100V101H35ZM109 100H110V98H109ZM133 100H135L136 102H134V106H133V104H132V102H133ZM193 100V99H192ZM1 101V102H2ZM60 101H61V99H60ZM108 101V100H107ZM129 101V100H128ZM9 102V105H10V107H13V106H15L14 108H12V109H16V110H19V112H20V109H22V111L23 110H25L26 109V106L28 105V102H25V104L26 105H24V102H22L21 101V103H19V105L17 104V105H13V103H14V101H13V103L11 104L10 103V101H8ZM16 102V101H15ZM16 102V103H17ZM32 102H33V100H32ZM29 103V105H31V104H33V103ZM54 102V101H53ZM52 102V103H53ZM59 102V101H58ZM5 102H3V104H4ZM38 103V102H37ZM36 102L34 103L35 105L37 104ZM60 103V102H59ZM119 103H121L120 101H119ZM2 104V103H1ZM33 104V105H34ZM55 104V103H54ZM107 104V103H106ZM12 105V106H11ZM38 105V104H37ZM60 105V104H59ZM117 105V104H116ZM115 105V106H116ZM126 105V106H125ZM25 106V107H24ZM0 107H2V105L0 106ZM38 106H36V108H37ZM118 107H120V106H118ZM23 108H25V109H23ZM27 108H28V106H27ZM6 109H8V108H6ZM6 109L4 108V107H2V109L0 108V126L4 123V121H6L7 119H9L8 117H7V119H6V113H7V111H6ZM11 109V108H10ZM113 109H115V108H113ZM145 109V110H144ZM156 109H157V113H159V116L158 115H155V113H156ZM15 110V111H16ZM116 110V109H115ZM118 111H120L119 109H117ZM12 111V110H11ZM14 111V112H15ZM114 111V110H113ZM145 111V112H144ZM6 112V113H5ZM96 112V111H95ZM121 112V111H120ZM44 113V112H43ZM148 113V112H147ZM10 114V113H9ZM9 114H7V116L9 115ZM90 114V113H89ZM121 114H123V113H121ZM152 114V115H151ZM91 115V114H90ZM11 116H12V118L14 117L13 115H11L10 114V118H11ZM91 117V116H90ZM122 117H124L125 118V114H124V116H122ZM161 118L162 119V121H161V119H159V120H157L158 118ZM260 117V118H261ZM130 118V117H129ZM132 118V117H131ZM259 118V119H260ZM262 118H261V120H262ZM14 119V118H13ZM122 119V118H121ZM133 119H134V117L132 118V121H133ZM148 119H150V118H148ZM11 120V119H10ZM140 120V121H141ZM144 120H146L147 121V119H144ZM153 120V119H152ZM166 120V121H165ZM9 121V120H8ZM126 120H124V122H125ZM138 121H139V119H138ZM146 121H144V123H143V121L140 123L139 122V124L138 125H140V124H142V126L141 127H145V126H143V124H146L147 122ZM157 121H161V123H163L164 121H165V123H163L162 125H160V123H158ZM91 122V121H90ZM90 122H89V124H90ZM122 122H123V120H122ZM146 122V123H145ZM152 122V121H151ZM6 123V122H5ZM8 123V122H7ZM135 123H137V122H135L134 121V124ZM153 123V124H154ZM158 123V124H157ZM93 124V123H92ZM91 124V125H92ZM134 124H132V126L130 125V127H134ZM5 125H7V124H5ZM137 124H136V126H138ZM165 125V126H164ZM93 126V125H92ZM155 126V125H154ZM140 126H139V128H140V130H142V128H141ZM155 127V128H156ZM165 127V128H164ZM93 128V127H92ZM91 128V129H92ZM123 128V127H122ZM125 128V127H124ZM135 128H137V127H135ZM151 128V127H150ZM90 129V130H91ZM120 129V128H119ZM153 129V127L151 128V129H149V130H152ZM22 130V132H24L23 130H24V128L23 129H21ZM126 130V129H125ZM125 130H123L122 129V131L124 132ZM129 130H131V128L129 129ZM134 130V129H133ZM140 130H139V132H140ZM145 130V129H144ZM162 130H168L167 132H169L170 134L172 133H174V136L173 135H171V136H169V137H165V135L163 134V132H162ZM4 132H5V128H4V130H3ZM20 131V130H19ZM92 131V130H91ZM128 131V130H127ZM154 131H155V129H154ZM21 132V131H20ZM20 132H18V133H20ZM119 132V131H118ZM133 132V131H132ZM131 132V133H132ZM136 132V131H135ZM152 132V131H151ZM150 132V134H152ZM176 132V133H175ZM6 133V132H5ZM4 133V134H5ZM131 133H129V134H131ZM148 133H149V131H148ZM155 133V132H154ZM168 133V134H169ZM7 134V133H6ZM21 134V133H20ZM139 134V133H138ZM140 134H141V132H140ZM169 134V135H170ZM3 135V134H2ZM22 135V134H21ZM167 135V134H166ZM129 136V135H128ZM137 136V135H136ZM154 136V135H153ZM152 136V137H153ZM156 136L158 137V135L156 134ZM216 136V135H215ZM5 137V136H4ZM7 137V136H6ZM19 137H21L20 135H19ZM132 137V136H131ZM142 137V136H141ZM147 137V136H146ZM151 137V136H150ZM151 137V138H152ZM163 137H164V139H163ZM205 137H207V140L206 141H203L204 139H205ZM133 138H134V136H133ZM136 138V137H135ZM144 138V137H143ZM204 138V139H203ZM214 138V137H213ZM177 139V138H176ZM203 139V140H202ZM5 140H6V138H5ZM5 140H3V142H6ZM136 140H138V138L136 139ZM169 140V139H168ZM212 140V141H211ZM216 141H218L217 140V137H216V139H215ZM215 140L213 141L214 142V144H215ZM141 141V140H140ZM148 141V140H147ZM158 141H160V140H158ZM165 141H163V144L165 143ZM199 141V142H200ZM221 141H218V143L220 144V142ZM2 142V141H1ZM1 142H0V145H1ZM172 142H173V140H172ZM133 143V142H132ZM142 144V143H141ZM153 144H154V142H153ZM160 144V143H159ZM166 144V143H165ZM164 144V145H165ZM173 144V143H172ZM223 144V143H222ZM224 144H223V147H224ZM6 145V144H5ZM148 145V144H147ZM175 145V144H174ZM174 145H173V147H174ZM213 145V144H212ZM211 145V146H212ZM217 145V144H216ZM215 145V146H216ZM3 146V145H2ZM176 146V145H175ZM215 146H213L214 148H215ZM219 146V145H218ZM5 147V146H4ZM2 148V147H1ZM0 148V149H1ZM151 148H153V147H151ZM218 147H216V149H217ZM229 148V147H228ZM229 148V149H230ZM221 149V148H220ZM154 150V149H153ZM168 150V149H167ZM213 150V149H212ZM222 150V149H221ZM221 150H216V151H221ZM225 150V149H224ZM228 150V149H227ZM119 151V150H118ZM163 151V150H162ZM153 152V151H152ZM152 152H151V154H152ZM203 152V153H202ZM212 152V151H211ZM213 152H214V150H213ZM118 153H120V151L118 152ZM117 153V154H118ZM123 153V152H122ZM125 153V152H124ZM216 153V152H215ZM218 153V152H217ZM21 154V153H20ZM116 154V153H115ZM114 154V155H115ZM126 154V153H125ZM176 154V153H175ZM211 154H213V153H209V155H211ZM109 155V154H108ZM113 155V154H112ZM119 155V154H118ZM127 155V154H126ZM133 155V154H132ZM170 155V154H169ZM223 155H221L222 157H223ZM6 156V155H5ZM4 156V157H5ZM10 156H11V154H10ZM176 156H177V154H176ZM215 156H216V154H215ZM7 157V156H6ZM217 157H218V155H217ZM222 157H220L219 158V160H218V162L220 161V159L223 161H221V163H224V160L222 159ZM17 158V157H16ZM109 158V157H108ZM111 158V157H110ZM115 158H117L118 159V156H116ZM120 158H121V154H120ZM120 158L118 159V161L120 160ZM122 158H123V156H122ZM125 158V157H124ZM134 158V157H133ZM212 158H214L213 156H212ZM10 159H12L13 160V158H10ZM128 159H130V157L128 158ZM136 159H138V158H136ZM225 159V158H224ZM256 159V160H255ZM11 160V161H12ZM46 160V159H45ZM116 160V159H115ZM124 160V159H123ZM134 160V159H133ZM211 160V159H210ZM234 160V161H233ZM175 161H176V164H175ZM227 161H230V160H226L225 159V162H227ZM253 161H255V163L253 164ZM2 162V161H1ZM112 162H113V160H112ZM133 162V161H132ZM208 162L210 163V161L208 160ZM5 163H7V161L5 162ZM10 163V162H9ZM9 163H8V165H9ZM123 163V162H122ZM148 163V162H147ZM146 163V165H148ZM213 163V162H212ZM109 164H110V161H109ZM220 164V163H219ZM228 164H229V162H228ZM247 164V165H246ZM146 165H145V167H146ZM225 165H227V163H224V165L223 166H221V167H223V169H224V166ZM232 165V164H231ZM264 165V164H263ZM1 166V165H0ZM5 166H7L6 164H5ZM108 166H110V165H108ZM141 166V165H140ZM153 166H155L154 168H156V169H153V168H151V167H153ZM203 166V167H202ZM211 166V165H210ZM213 167L214 166H216L215 164L214 165H212ZM220 166V165H219ZM217 167L216 166V168L218 169V170H220V168L221 167ZM229 166V165H228ZM227 166V167H228ZM202 167V168H201ZM230 167H232V166H230ZM236 167V165L235 166H233V169ZM261 167V168H260ZM1 168H2V166H1ZM109 168H111V166L109 167ZM108 168V169H109ZM123 168V167H122ZM229 168V167H228ZM146 169V168H145ZM153 169V170H152ZM210 169V168H209ZM235 169H237V168H235ZM238 169H239V167H238ZM254 169H256V170H254ZM260 169V170H259ZM122 170V169H121ZM120 170V171H121ZM211 170V169H210ZM228 170H230V169H227V171ZM263 170V169H262ZM139 171V170H138ZM145 171V170H144ZM212 171V170H211ZM217 171V170H216ZM223 172H222V174L224 175L225 174V170H222ZM232 171V170H231ZM219 172V171H218ZM221 173V172H220ZM140 174V173H139ZM221 174V175H222ZM227 175L228 174H231V172L229 173V172H227L226 173ZM120 175H121V173H120ZM119 175V176H120ZM217 175V174H216ZM222 175V176H223ZM137 176V175H136ZM225 176V175H224ZM223 176V178L225 179V177ZM230 176V175H229ZM141 177V176H140ZM214 177H216V176H214ZM214 177H213V180H214ZM220 177V176H219ZM223 178H221V179H223ZM230 178V177H229ZM242 178V179H241ZM255 178H254V180H255ZM133 179V178H132ZM134 179H136V178H134ZM212 179V178H211ZM228 179V178H227ZM261 180V179H260ZM259 180V181H260ZM141 181V180H140ZM139 181V182H140ZM160 181V182H159ZM224 181V180H223ZM225 181H226V179H225ZM258 181V180H257ZM258 181V182H259ZM135 182H136V180H135ZM215 182H217V181H214V183ZM227 182V181H226ZM261 182H263V181H261ZM261 182H259L258 184L260 185V186H258V188L259 187H261V185H262V187L261 188H263L264 189V185L261 183ZM134 183V182H133ZM232 183V184H231ZM189 184V185H188ZM216 184V183H215ZM225 184H227V183H225ZM231 184V185H230ZM254 184V183H253ZM258 184H256V185H258ZM135 185V184H134ZM152 185V184H151ZM212 185V184H211ZM256 185H254V186H256ZM126 186V185H125ZM152 186V187H153ZM216 186V185H215ZM214 186V187H215ZM134 187V186H133ZM223 187V186H222ZM122 188H123V186H122ZM127 188V187H126ZM125 188V189H126ZM149 188H150V186H149ZM213 188V187H212ZM220 188V187H219ZM224 188V187H223ZM225 188H227V187H225ZM225 188L223 189V190H225ZM251 188V187H250ZM255 188V187H254ZM257 188V191L260 189H258ZM125 189H123L124 191H125ZM144 189V188H143ZM217 189H218V187H217ZM252 189H253V187H252ZM6 190V189H5ZM214 190V189H213ZM215 190H216V188H215ZM230 190V189H229ZM261 190V189H260ZM119 191H121V190H119ZM123 191V192H124ZM132 192V190H128V192ZM139 191V190H138ZM136 192V191H134V193L136 192V193H139V192ZM141 191V190H140ZM145 191V190H144ZM148 191H149V189H147V193H148ZM251 191V190H250ZM256 191V192H257ZM264 191V190H263ZM122 192V193H123ZM126 192V191H125ZM145 192V193H146ZM218 192H219V190H218ZM249 192V191H248ZM255 192V193H256ZM127 193V192H126ZM125 193V194H126ZM133 193V192H132ZM135 193V194H136ZM227 192H224L223 194H226ZM229 193V192H228ZM255 193H252L251 195H253L254 197H256V195L257 194H255ZM259 193H262V197H263V193L264 192H259ZM128 194V193H127ZM131 194V193H130ZM216 194V193H215ZM215 194H213L212 193V195L214 196ZM124 195V194H123ZM145 195H147V194H145ZM218 195V194H217ZM216 195V196H217ZM260 195V194H259ZM120 196H122L121 194H120ZM137 196V195H136ZM135 196V197H136ZM177 196H176V199H177ZM221 196V195H220ZM224 196V195H223ZM245 196V195H244ZM250 196V195H249ZM249 196H248V198H249ZM253 196L251 197V200H252V198H253ZM123 197V196H122ZM218 197V196H217ZM216 197V199H218ZM261 197V198H262ZM124 198V197H123ZM122 198V199H123ZM138 198V197H137ZM162 198V199H163ZM214 198H215V196H214ZM213 198V199H214ZM230 198V197H229ZM238 198V197H237ZM246 198V197H245ZM257 198V197H256ZM260 197H258L257 199H261ZM129 199H130V195H129ZM172 199V198H171ZM174 199L175 198H173L172 199V202L171 203H173L174 202ZM176 199H175V201H176ZM181 199V198H180ZM220 199V198H219ZM231 199V200H232ZM256 199V200H257ZM263 199V198H262ZM182 200H184L185 201V198H182ZM224 200V199H223ZM240 200V199H239ZM242 201H243V198L241 199ZM240 200V201H241ZM247 200V199H246ZM259 200H258V202H259ZM163 201V200H162ZM168 201H170V200H168ZM167 201V202H168ZM189 201V200H188ZM187 201V202H188ZM192 201V202H191ZM216 201V200H215ZM218 201V200H217ZM233 201V200H232ZM236 201V200H235ZM239 201V202H240ZM241 201V202H242ZM253 201H255V200H253ZM122 202H123V200H122ZM122 202H121V205H122ZM133 202H136V201H133ZM141 202V201H140ZM158 202V201H157ZM183 202V201H182ZM220 202V200L218 201V203ZM222 202V201H221ZM224 202V201H223ZM238 202V201H237ZM257 201H255V203H256ZM257 202V205L260 203H258ZM159 203H161V202H159ZM158 203V204H159ZM165 203V202H164ZM169 203V202H168ZM176 203V202H175ZM181 203V202H180ZM189 203H187L188 204V206L190 205H192V204H189ZM226 203V202H225ZM230 203H231V201H230ZM136 204V206H137V203H135ZM139 204V203H138ZM162 204V203H161ZM174 204V203H173ZM186 204V202H185V206L187 205ZM227 204V203H226ZM246 204V203H245ZM245 204H244V206H245ZM249 204V203H248ZM247 204V205H248ZM263 204H264V202H263ZM263 204H262V206H263ZM76 205V204H75ZM164 205V204H163ZM192 205V206H193ZM220 205H222V207L220 206V208H223L224 206V204H220ZM230 205V204H229ZM235 205V204H234ZM239 205H240V203H239ZM243 205V204H242ZM250 206H252L253 207V205H251V204H249ZM254 205H256V204H254ZM260 205V204H259ZM259 205H258V207H259ZM123 206V205H122ZM139 206V205H138ZM157 206V205H156ZM160 206V205H159ZM168 207H170L169 205H167ZM167 206H165V207H163V208H166ZM175 206V205H174ZM182 206H184V204L182 205ZM187 206V207H188ZM231 206V205H230ZM232 206H233V204H232ZM231 206V207H232ZM250 206H248V210H250L251 211V208H249ZM2 207V206H1ZM0 207V208H1ZM167 207V208H168ZM179 207V206H178ZM177 207V208H178ZM227 207V206H226ZM234 207V206H233ZM133 208V207H132ZM136 209H138V207H135ZM140 208L141 207H139V210H140ZM166 208V209H167ZM172 208V207H171ZM175 208V207H174ZM181 208V207H180ZM188 208H190V207H188ZM187 208V209H188ZM219 207H217L216 209H218ZM225 208V207H224ZM235 208H237V207H235ZM241 208V207H240ZM134 209V208H133ZM130 209V210H132V211H135L136 209ZM156 209V208H155ZM162 209V208H161ZM166 209H164V210H166ZM186 209V210H187ZM195 209H194V211H195ZM200 209V210H199ZM229 209V208H228ZM246 209V210H247ZM255 209V208H254ZM256 209H257V207H256ZM261 211H263L264 209L261 207ZM3 210V209H2ZM138 210V211H139ZM157 210V209H156ZM163 210V209H162ZM168 210H169V208H168ZM178 210V209H177ZM185 210V211H186ZM190 210H192V208L190 209ZM215 210V209H214ZM223 210H225V209H223ZM237 210H238V208H237ZM241 210V209H240ZM240 210H238L239 212H236V214L235 215H237L238 213H240L241 211ZM245 210V211H246ZM259 210V209H258ZM171 210H169V212H170ZM179 211V210H178ZM188 211V210H187ZM221 210L219 209V212H220ZM227 211V210H226ZM231 210H229L228 211V214L229 213H231L230 212ZM256 211V210H255ZM254 210H253V213L251 214L252 216H249L248 218H251V220H253V221H256L255 219L259 216V215H262V216H264L263 214H262V212H261V214L259 213V211H257L258 213H259V215H258V213H256ZM6 212L7 211H5V214H6ZM137 212V211H136ZM192 212H193V210H192ZM214 212V211H213ZM212 212V214H214ZM217 212V211H216ZM219 212H217V214L219 213ZM225 212V211H224ZM255 212V213H254ZM2 212H1V210H0V214H1ZM66 213V212H65ZM65 213H63L64 215H65ZM130 213H131V211H130ZM162 213V212H161ZM180 213V212H179ZM185 213V212H184ZM244 213V212H243ZM248 214H249V211L247 212ZM3 214H4V211H3ZM55 214V213H54ZM53 214V212L51 213V216H53L54 215ZM136 214V213H135ZM159 214V213H158ZM164 214V213H163ZM187 214V213H186ZM186 214H185V216H186ZM188 214H190L191 215V211H190V213H188ZM193 214H195V212L194 213H192V215ZM198 214V213H197ZM208 214V213H207ZM216 214V213H215ZM216 214V216H218ZM223 214H225V213H223ZM227 214V213H226ZM242 214V213H241ZM253 214H254V216H253ZM258 215L257 217H256V215ZM31 215V214H30ZM129 214H128V211H127V216H128ZM133 215V214H132ZM199 215V214H198ZM198 215H196V217H197V220H198ZM202 215V214H201ZM209 215V217H208V219L210 218V214H208ZM234 215V214H233ZM234 215V216H235ZM244 215V214H243ZM2 216H4V215H2ZM45 216V215H44ZM47 216H48V214H47ZM127 216H124V217H127ZM134 216V215H133ZM133 216H132V218H133ZM158 216H161V214L160 215H158ZM170 216V215H169ZM172 216H173V214L171 215V218H172ZM179 216V215H178ZM220 216V215H219ZM224 216H226V215H224ZM242 216V215H241ZM240 216V217H241ZM245 216V215H244ZM5 217H6V215H5ZM8 217V216H7ZM56 217H58V216H56ZM130 218H131V216H129ZM129 217H127L126 219H127V221L129 220V222H128V224L129 223H132V220L135 218H131L132 220H130V218ZM138 217V215L136 216V218ZM142 217H144V216H142ZM142 217H140V219H142ZM165 217V216H164ZM175 217V216H174ZM206 217V218H207ZM212 217H213V215H212ZM211 217V218H212ZM222 217V216H221ZM220 217V218H221ZM228 217V216H227ZM238 217V216H237ZM236 217V218H237ZM256 217V218H255ZM0 218H1V216H0ZM15 219H16V217H14ZM13 218V219H14ZM44 218V217H43ZM42 218V221L44 220ZM50 218H52V217H50ZM49 218V219H50ZM158 217H156V219H157ZM185 218V217H184ZM202 219L204 218L203 216L201 217ZM211 218H210V220H211ZM220 218L218 219V221H221L220 220ZM235 218V219H236ZM246 218V217H245ZM255 218V219H254ZM259 218H261V217H259ZM2 219V218H1ZM0 219V220H1ZM6 219V218H5ZM5 219H4V217H3V221H4V223H5ZM14 219V220H15ZM41 219V218H40ZM48 219V220H49ZM56 219V218H55ZM168 219H169V217H168ZM196 219V218H195ZM224 219V218H223ZM227 219V218H226ZM230 219H231V217H230ZM229 219V222L231 221ZM239 219H241V218H239ZM238 219V220H239ZM258 219V218H257ZM262 219V218H261ZM260 219V220H261ZM52 220V219H51ZM54 220V219H53ZM194 220V219H193ZM192 220V221H193ZM214 219H212V221H213ZM232 220H233V218H232ZM242 220H243V216H242ZM246 220H248L247 218H246ZM245 220V221H246ZM260 220H258V222L260 221ZM47 221V220H46ZM124 221H126V220H124ZM126 221V222H127ZM157 221V220H156ZM163 220L161 219V221H159V222H162ZM165 221V220H164ZM163 221V222H164ZM196 221V220H195ZM204 221V222H203ZM207 221V223L209 222L208 220H206ZM212 221H210V222H212ZM224 221V220H223ZM236 222H238L237 220H235ZM262 221V220H261ZM260 221V222H261ZM15 222V221H14ZM39 223V216L38 215H33V217H31V219L29 220V222H28V225H27V227H26V229L28 230L29 229V231L31 230L32 231V229L34 228L35 229V231H36V229L38 228H35V224L36 223ZM51 222H53V221H51ZM56 222V221H55ZM125 222V223H126ZM181 222V221H180ZM199 222V221H198ZM216 222H217V220H216ZM222 222V221H221ZM233 222V221H232ZM257 222V221H256ZM259 222V223H260ZM37 223V224H38ZM48 223V222H47ZM157 223V222H156ZM202 223H204L205 224V220H202ZM218 223V222H217ZM220 223V222H219ZM223 223H226L225 221L223 222ZM222 223V224H223ZM227 223H228V220H227ZM231 223V222H230ZM246 223V222H245ZM244 223V224H245ZM249 223H250V221H249ZM27 224V223H26ZM44 224V223H43ZM50 224V223H49ZM135 224V223H134ZM161 223H158V225H160ZM203 224V225H204ZM238 223H236V226H238L237 225ZM240 224V223H239ZM248 224V223H247ZM251 224H253L252 225V227H254L255 225H256V223H255V225H254V223H251ZM261 224V223H260ZM263 224V223H262ZM0 225H2V227H3V224H0ZM6 225H7V219H6ZM4 226V227H7V226ZM9 226H10V224H8ZM14 225V224H13ZM12 225V226H13ZM123 225V224H122ZM131 225V224H130ZM165 225V224H164ZM163 225V226H164ZM230 225V224H229ZM228 225V226H229ZM15 226V225H14ZM46 226H48L47 224H46ZM71 226H73V224L71 225L70 224V227ZM124 226V225H123ZM122 226V227H123ZM132 226V225H131ZM167 226V225H166ZM205 226V225H204ZM232 226V225H231ZM233 226H234V224H233ZM235 226V227H236ZM240 227H241V225H239ZM246 226V225H245ZM65 227V226H64ZM63 227V228H64ZM75 227V226H74ZM79 227V226H78ZM82 227V226H81ZM128 227V226H127ZM154 227H155V225H154ZM206 227H208V226H206ZM215 228H216V225L214 226ZM251 227V226H250ZM257 227H258V223H257ZM261 227H262V225H261ZM9 228V227H8ZM44 228H46L45 226H44ZM77 228V227H76ZM75 228V229H76ZM133 228V227H132ZM157 228L159 229V226H157ZM167 228V227H166ZM215 228H213V229H215ZM218 228H220V227H218ZM222 228V227H221ZM230 229L232 228V227H229ZM238 228V227H237ZM237 228L235 229V230H237ZM246 228V227H245ZM248 228H249V226H248ZM255 228H256V226H255ZM0 229H3V228H0ZM33 229V230H34ZM74 229V228H73ZM123 229V228H122ZM206 229V228H205ZM210 229V228H209ZM230 229H228L229 231H231ZM4 230V229H3ZM5 230H9V229H5ZM4 230V231H5ZM26 230V231H27ZM43 231H44V229H42ZM83 230V229H82ZM131 230V229H130ZM135 230V229H134ZM133 230V231H134ZM138 230V229H137ZM164 231H165V229H163ZM217 230V229H216ZM225 230V229H224ZM234 229H232V231H233ZM253 230H256V229H253ZM253 230H247V231H250V233L252 234V231ZM259 230V229H258ZM257 230V231H258ZM263 230V229H262ZM1 231V230H0ZM10 231H11V229H10ZM71 231V230H70ZM81 231V230H80ZM128 231V230H127ZM161 231V230H160ZM240 231H242V229L240 230ZM239 231V232H240ZM257 231L255 232L254 231V234L256 233V234H258L257 233ZM9 232V231H8ZM7 232V233H8ZM16 233H17V231H15ZM42 232V231H41ZM40 232V233H41ZM76 232V231H75ZM129 232V231H128ZM151 232V231H150ZM157 232H158V230H157ZM221 232V231H220ZM222 232H228V231H222ZM236 232V231H235ZM238 232V231H237ZM243 232H244V230H243ZM259 232V231H258ZM11 233V232H10ZM13 234L14 236H16L17 234ZM124 233H126V232H124ZM133 233L134 232H132V234L131 235H133ZM173 233V232H172ZM1 234H3V233H1ZM22 234H24L23 233V230H22V233H21V235ZM28 234V233H27ZM63 234V233H62ZM234 233H232V235H233ZM242 234V233H241ZM240 234V235H241ZM249 234V232L247 233V235ZM13 235H12V238H13ZM33 235H35L34 233H33ZM32 234H31V236H33ZM54 235V234H53ZM64 235V234H63ZM220 235V234H219ZM218 235V236H219ZM221 235H223V234H221ZM227 235V234H226ZM226 235H224V236H226ZM18 236V235H17ZM44 236V235H43ZM49 236V235H48ZM61 236V235H60ZM65 236V235H64ZM73 236V235H72ZM127 236H128V233H127ZM126 236V237H127ZM228 236V235H227ZM236 237H237V234L235 235ZM252 236V235H251ZM251 236L249 237L250 238V242L249 243H251ZM254 237V239H255V242H257L258 240H256V238H255V236H257V235H253ZM263 236V235H262ZM3 236H1V238H2ZM29 237V236H28ZM41 237V236H40ZM40 237H38V238H40ZM45 237V236H44ZM47 237V236H46ZM51 237H52V235H51ZM125 237V236H124ZM229 237H231L230 235H229ZM234 237V236H233ZM235 237V238H236ZM243 237V236H242ZM241 237V238H242ZM248 237V236H247ZM19 238V237H18ZM49 238V237H48ZM71 238V237H70ZM77 238V237H76ZM238 238V237H237ZM240 238V237H239ZM238 238V239H239ZM245 238V236L242 238V239H244ZM11 239V238H10ZM25 239V238H24ZM64 239V238H63ZM84 239V238H83ZM132 239V238H131ZM130 238H129V240H131ZM232 239V238H231ZM238 239H236V240H238ZM245 239H248V238H245ZM254 239L252 240V241H254ZM261 239V238H260ZM51 240H53L52 238H51ZM233 240V239H232ZM28 241V240H27ZM43 241V240H42ZM49 241V240H48ZM54 241H55V238H54ZM62 241V240H61ZM72 241H73V239H72ZM148 241H150V240H148ZM35 243H36V241H34ZM40 242V241H39ZM69 242H70V240H69ZM80 241H78V243H79ZM81 242H84V240H82ZM86 242V241H85ZM239 242V241H238ZM242 242H243V240H242ZM241 242V243H242ZM245 242H246V240H245ZM259 242V241H258ZM263 242V241H262ZM34 243V244H35ZM62 243V242H61ZM232 243H234V241L232 242ZM240 243V242H239ZM238 243V244H239ZM253 243V245L255 244L254 242H252ZM251 243V244H252ZM27 244V243H26ZM70 244V243H69ZM77 244V243H76ZM236 244V243H235ZM246 244V243H245ZM259 244V243H258ZM12 245V244H11ZM53 245V244H52ZM56 245V244H55ZM68 244H66V245H64L65 247L64 248H66L67 249V246ZM71 245V244H70ZM150 245V244H149ZM250 245V244H249ZM3 246V245H2ZM4 246H5V243H4ZM8 246H9V244H8ZM24 246V245H23ZM148 246V245H147ZM238 246V245H237ZM236 246V247H237ZM13 247V246H12ZM11 247V248H12ZM26 246H24L23 248H25ZM68 247H70V246H68ZM71 247H73V245L71 246ZM250 248H251V246H249ZM10 248V249H11ZM30 248V247H29ZM38 248V247H37ZM52 248V247H51ZM53 248H55V247H53ZM63 248V249H64ZM78 247H76V249H77ZM249 248V249H250ZM255 248H256V245H255ZM254 247H253V249L251 248V250L252 251H254V249H255ZM80 249V248H79ZM240 249V248H239ZM243 249H245V248H243ZM246 249H247V246H246ZM13 250H15V249H13ZM22 250V249H21ZM32 250H33V248H32ZM59 250V249H58ZM147 250V249H146ZM241 250V249H240ZM248 250V249H247ZM2 251H3V249H2ZM4 252H6L5 250H4ZM3 252V253H4ZM15 252V251H14ZM239 252V251H238ZM8 253H10V252H8ZM22 253V251L20 252V255H19V257L21 258V257H23V254H21ZM48 253V252H47ZM69 253V252H68ZM67 253V254H68ZM72 253V252H71ZM224 253V252H223ZM14 254V253H13ZM16 254H19V251L18 252H16ZM15 254V255H16ZM44 254V253H43ZM46 254V253H45ZM52 254L55 256V255H57V254H54L53 252H52ZM65 254V253H64ZM67 254H66V257H67ZM256 254H257V252H256ZM68 255H71V254H68ZM220 255H222V254H220ZM246 255V254H245ZM254 255H255V253H254ZM14 256V255H13ZM17 256V255H16ZM25 256V255H24ZM45 256H47L46 257V259H45V261H44V263L45 264H56V262L55 261H57V260H53V258L55 259L56 257H52V256H50V254H46ZM18 257V256H17ZM69 257V256H68ZM67 257V258H68ZM255 257V256H254ZM24 258V257H23ZM38 258V257H37ZM41 257L39 256V259H40ZM58 258H59V256H58ZM57 258V259H58ZM63 258V257H62ZM77 258V257H76ZM239 258V257H238ZM241 258H242V256H241ZM250 258V257H249ZM4 259V258H3ZM15 260H16V258H14ZM53 260V261H50V260ZM243 259V258H242ZM11 260V259H10ZM9 260V261H10ZM15 260H12L13 262H19V261H15ZM24 260V259H23ZM22 260V261H23ZM42 260H43V258H42ZM59 260H60V258H59ZM61 261V260H60ZM215 261H216V259H215ZM238 261V260H237ZM244 261V260H243ZM254 261V260H253ZM257 261H259L258 259H257ZM1 262V261H0ZM36 262V261H35ZM42 261H40V263H41ZM125 262V261H124ZM127 263H129L128 261H126ZM9 263H11V262H9ZM20 263V262H19ZM18 263V264H19ZM26 262H24V264H25ZM39 263V264H40ZM72 263V262H71ZM147 263V262H146ZM218 263H220V262H218ZM244 263H245V261H244ZM259 263V262H258ZM15 264V263H14ZM21 264V263H20ZM27 264V263H26ZM30 264V263H29ZM35 264V263H34ZM43 264V263H42ZM57 264H65L63 261L62 262H59V263H57ZM123 264V263H122ZM235 264H238L237 262L235 263ZM243 264V263H242ZM264 264V263H263Z\"/></svg>",
  "mask_w": 264,
  "mask_h": 264
}]
</instances>
